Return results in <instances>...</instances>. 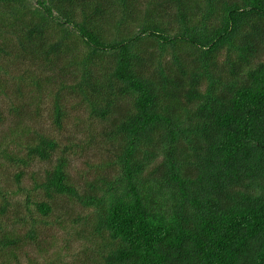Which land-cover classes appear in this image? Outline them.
<instances>
[{"label":"trees","instance_id":"1","mask_svg":"<svg viewBox=\"0 0 264 264\" xmlns=\"http://www.w3.org/2000/svg\"><path fill=\"white\" fill-rule=\"evenodd\" d=\"M30 1L0 0V52L58 72L56 128L63 92L110 125L115 177L81 194L62 155L39 185L95 211V264H264V0ZM28 136L29 161L59 150Z\"/></svg>","mask_w":264,"mask_h":264},{"label":"rangeland","instance_id":"2","mask_svg":"<svg viewBox=\"0 0 264 264\" xmlns=\"http://www.w3.org/2000/svg\"><path fill=\"white\" fill-rule=\"evenodd\" d=\"M30 3L34 8L37 0ZM46 70L37 71L16 53L0 52V210L7 207L0 213V242L5 236L20 240L11 249L0 244V264H95L105 251L95 230V211L68 196L48 199L39 185L62 155L69 162L70 183L81 194L100 174L115 177L118 169L111 165L113 154L102 137L110 125L90 115L75 95L63 92L67 117L63 128H56L53 102L63 79L57 71ZM66 82L71 84V79ZM27 130L57 141L59 150L52 160H28ZM41 203L51 206L50 214L39 212Z\"/></svg>","mask_w":264,"mask_h":264}]
</instances>
